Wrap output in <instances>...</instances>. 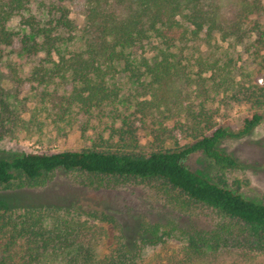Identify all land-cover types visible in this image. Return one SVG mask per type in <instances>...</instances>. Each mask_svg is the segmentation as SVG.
<instances>
[{
	"label": "trees",
	"instance_id": "obj_1",
	"mask_svg": "<svg viewBox=\"0 0 264 264\" xmlns=\"http://www.w3.org/2000/svg\"><path fill=\"white\" fill-rule=\"evenodd\" d=\"M36 1L0 0V44H13L17 33L9 22L21 16L32 31V36L22 41L29 53L52 54L57 49L61 37L55 31L60 26L74 28V24L65 13L56 24L52 20L42 23L28 13ZM63 1H54L57 3L52 9L64 12ZM79 1L86 12L85 48L69 55L60 53L52 68L38 65L30 76L31 81L44 85L57 79L71 84L66 92L54 89L42 93L59 119L76 105L95 107L115 99L118 91L108 86V78L119 73L117 62H133L131 57L144 41L158 39L170 48L197 41L203 35L211 37L215 32L224 39H244L249 36L246 18L262 9L260 0ZM158 48V59L154 63L146 60L145 71L135 66L126 68L138 77H150L144 84L152 99L141 103L143 110L171 107L175 97L188 92L185 72L171 59L174 53ZM223 76L228 79V75ZM262 118L260 112H254L238 129L218 126L183 146L150 154L68 149L26 151L0 159V188L42 186L60 171L78 173L84 184L96 187L113 180L140 179L157 181L177 207L189 211L200 203L216 213L205 224L192 218L183 221V217L142 220L133 236L121 223L116 248L101 257L98 247L102 231L97 223L115 221L114 216L76 204L17 205L0 197V264H141L146 250L175 235L187 241L178 264H256V255L264 254V202L211 181L194 171L188 161L193 154L204 152L218 163L240 165L220 144L224 139L250 134Z\"/></svg>",
	"mask_w": 264,
	"mask_h": 264
},
{
	"label": "rangeland",
	"instance_id": "obj_2",
	"mask_svg": "<svg viewBox=\"0 0 264 264\" xmlns=\"http://www.w3.org/2000/svg\"><path fill=\"white\" fill-rule=\"evenodd\" d=\"M54 1L37 0L28 12L42 23L52 20L56 24L62 13L72 20L74 28L60 26L55 31L61 39L52 54L26 50L22 41L32 36V31L21 16L9 22L10 29L17 33L13 44H0V159L26 151L68 149L150 154L183 146L218 126L238 129L247 117L260 112L262 121L250 134L227 138L220 144L237 157L240 165L218 163L204 152L193 154L188 163L211 181L264 202V0H260L262 9L246 18L247 38L224 39L215 32L211 37L203 35L197 41L180 42L170 48L158 39L144 41L131 57L133 62H117L119 73L108 78V86L118 91L115 99L95 107L76 105L63 119L54 114L42 93L54 89L66 92L71 84L57 79L44 85L31 81L30 76L38 65L52 68L60 53L69 55L85 48L86 12L79 0L63 1L64 12L52 9L57 3ZM158 47L174 53L171 59L185 72L188 92L175 97L171 107L143 110L141 103L152 99L144 84L150 77H138L126 68L135 66L145 71L146 60L154 63L158 59ZM68 78L72 83L70 74ZM160 187L157 181L140 179L87 186L78 173L60 171L42 186L2 187L0 197L17 205L76 204L114 216L115 221L97 223L102 231L98 253L103 257L116 248L121 223L133 236L142 220L183 217V221L192 218L205 224L216 214L200 203L193 204L189 211L177 207ZM186 243L185 238L175 235L146 250L141 264H178ZM255 261L264 264V254L258 253Z\"/></svg>",
	"mask_w": 264,
	"mask_h": 264
}]
</instances>
